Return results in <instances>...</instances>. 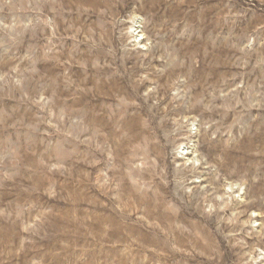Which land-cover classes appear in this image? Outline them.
Returning a JSON list of instances; mask_svg holds the SVG:
<instances>
[{"label":"rangeland","instance_id":"obj_1","mask_svg":"<svg viewBox=\"0 0 264 264\" xmlns=\"http://www.w3.org/2000/svg\"><path fill=\"white\" fill-rule=\"evenodd\" d=\"M0 264H264V0H0Z\"/></svg>","mask_w":264,"mask_h":264}]
</instances>
